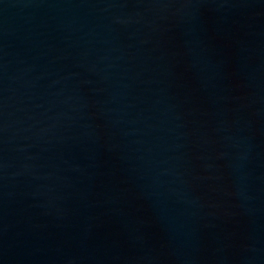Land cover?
I'll return each instance as SVG.
<instances>
[{
    "label": "water",
    "instance_id": "water-1",
    "mask_svg": "<svg viewBox=\"0 0 264 264\" xmlns=\"http://www.w3.org/2000/svg\"><path fill=\"white\" fill-rule=\"evenodd\" d=\"M0 264H264V0H0Z\"/></svg>",
    "mask_w": 264,
    "mask_h": 264
}]
</instances>
